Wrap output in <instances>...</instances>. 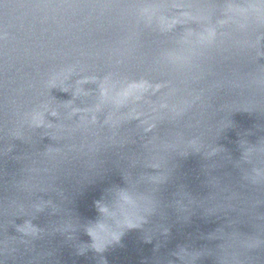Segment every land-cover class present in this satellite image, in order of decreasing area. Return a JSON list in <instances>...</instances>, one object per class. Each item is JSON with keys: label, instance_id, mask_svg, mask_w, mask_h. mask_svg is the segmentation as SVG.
<instances>
[{"label": "water", "instance_id": "1", "mask_svg": "<svg viewBox=\"0 0 264 264\" xmlns=\"http://www.w3.org/2000/svg\"><path fill=\"white\" fill-rule=\"evenodd\" d=\"M0 264H264V0H0Z\"/></svg>", "mask_w": 264, "mask_h": 264}, {"label": "clouds", "instance_id": "2", "mask_svg": "<svg viewBox=\"0 0 264 264\" xmlns=\"http://www.w3.org/2000/svg\"><path fill=\"white\" fill-rule=\"evenodd\" d=\"M119 200H120V207L123 208L125 206H135L136 201L130 196L127 192H121L119 195ZM99 211L105 215L106 217L109 218H114L115 213L113 212L112 209L108 208L107 206L103 204H99ZM143 222L142 217H137V218H132L127 215H125L122 219L116 220L115 226L107 225V224H99V231L100 232H106L108 234V239L106 241H98L96 237H94L90 232V234L93 237L94 240V245H97L95 247L98 251H103L104 248L113 243V242H118L120 240V237L122 235V232L120 229L128 227H139L141 223ZM89 231V230H88ZM102 243V247L99 245Z\"/></svg>", "mask_w": 264, "mask_h": 264}]
</instances>
